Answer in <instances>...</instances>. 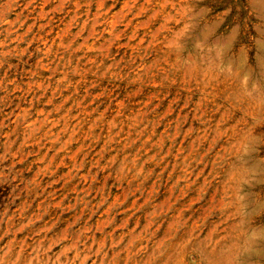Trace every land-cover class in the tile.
<instances>
[{
  "label": "rangeland",
  "instance_id": "1",
  "mask_svg": "<svg viewBox=\"0 0 264 264\" xmlns=\"http://www.w3.org/2000/svg\"><path fill=\"white\" fill-rule=\"evenodd\" d=\"M0 264H264V0H0Z\"/></svg>",
  "mask_w": 264,
  "mask_h": 264
}]
</instances>
